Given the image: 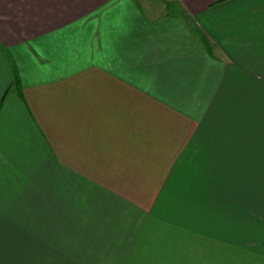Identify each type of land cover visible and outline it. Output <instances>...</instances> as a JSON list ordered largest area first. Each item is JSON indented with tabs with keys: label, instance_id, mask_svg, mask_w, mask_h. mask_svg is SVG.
<instances>
[{
	"label": "crops",
	"instance_id": "1",
	"mask_svg": "<svg viewBox=\"0 0 264 264\" xmlns=\"http://www.w3.org/2000/svg\"><path fill=\"white\" fill-rule=\"evenodd\" d=\"M238 137L264 139V0H0V264H92L96 249L101 264L145 249L150 264H264V172L221 165ZM221 199L237 231L189 248ZM128 217L144 218L143 245L86 240V256L59 226L108 238Z\"/></svg>",
	"mask_w": 264,
	"mask_h": 264
},
{
	"label": "rangeland",
	"instance_id": "2",
	"mask_svg": "<svg viewBox=\"0 0 264 264\" xmlns=\"http://www.w3.org/2000/svg\"><path fill=\"white\" fill-rule=\"evenodd\" d=\"M172 11H179L178 8H176L175 6H170V9ZM241 123V122H240ZM246 124V123H245ZM229 126V123L227 124ZM242 131V130H240ZM242 133V132H240ZM231 147L230 152H228L227 154H223L222 156L224 157V159L222 160L221 165H238V177L241 180H246L250 177V171L252 170V168H254L255 170V175L254 177L259 178L260 174L264 172V139H261L260 137H254V138H247V137H238L237 139H235V141L233 140V143L231 141V139H224V148H228ZM235 161V164H234ZM191 171L187 177V174L185 175V181L186 183H188L185 186V183L183 185V191L185 190V197L189 196V195H193L192 197H194V195L198 194V190H197V186L200 184H197L198 178L201 181V177L199 174V167H191ZM227 178L231 181V179L234 180L233 177V172H232V167H229L226 169V174L224 176V181H227ZM236 182V180H234ZM261 180L260 179H255L254 183H260ZM1 183V182H0ZM226 183H229V181H227ZM51 184L53 185V182L50 183H46L43 185L44 190H46V188L48 187V185ZM211 183H206L202 185V188H205V193H213L210 191V185ZM14 187L16 188H21V185L18 182L14 183ZM51 185H49V187H51ZM242 185V184H241ZM214 188V192H215V187ZM224 188L225 186H223V191H222V187H218V191L215 192V194H221L222 193V197L224 194ZM197 190V191H196ZM244 191H245V186H244ZM53 189H52V196L53 198ZM17 194H21V191H18ZM184 197V200L186 201L187 198ZM189 198V197H188ZM215 198V197H214ZM222 200V199H221ZM219 200L216 203H208L207 204V212L205 214V216L203 215L202 218L199 220V222L195 225L192 220L193 218H195V209H192V205L188 204V208L186 210V212H183L180 215V218L182 219L183 222L188 223L187 225H195L192 227V234H193V238L189 239V248L191 247L192 243H193V239L194 237L197 238L198 241H201L203 243H208V242H222L225 240H229L230 235L237 231L238 229V223H237V219L230 217V201H225V200ZM160 202V201H159ZM158 203V202H156ZM154 203V205L156 204ZM180 202H177L176 205H178ZM153 204V203H152ZM80 205L83 206V210H87L89 211V213L93 214V215H98L102 212L108 211L109 209L112 210L111 207H108L105 204H100V203H93L92 201L90 202H83ZM161 206V204H160ZM159 203H158V208L156 210H154L153 208L150 209L148 212L151 213L153 216H157L156 212L159 209ZM154 207V206H153ZM178 209V208H177ZM53 208H48L47 211H52ZM111 217V218H110ZM110 221L113 220V218L115 217L114 215H111ZM96 221H100V220H87V222H96ZM125 224L120 225V226H115V231L113 232V236L112 237H106V238H95L94 239V235L92 233H88L86 231H81V230H85L86 224L85 223H74V222H68V221H64L62 224H59V226H61L62 228H66L69 227V232H67V234H65L64 236V242H66L68 245L71 242H76L78 243V246H82L84 247L83 249H79L80 253L83 250V253L86 256V246L87 244L85 243L86 240H88L90 242L89 245H93L98 243L99 241L104 240V243L102 244V246H107L111 243H114L116 246H119L121 244L130 246V245H136V246H140L143 245L144 243H137L139 242L138 240H140L141 238H137L134 234L139 233H143L144 228H143V221L144 218H141L140 220H137L138 222H135L132 217H128L126 219ZM246 224L248 225V223L246 222ZM169 226H174V222L171 221L170 224H168ZM167 225V226H168ZM75 226L77 228L80 229V232L76 233L75 232ZM244 228V227H243ZM125 230L126 232L122 231ZM101 233H105V232H101ZM119 233H123V234H119ZM48 238H50V234H48ZM170 238V236H169ZM168 238V239H169ZM165 239H162L160 241H157V245H152L154 242H152V244H149V246L152 247H157L156 249H161L162 248V244L160 242H165ZM171 248H173L172 244H171ZM148 249H145V251L143 253V261L142 264H150L152 261H149L148 258L150 257L149 252H147ZM195 254V253H194ZM194 254L192 255V257L194 256ZM109 256H107L105 259L102 258V254L99 250L96 249L95 251V256H94V260L92 264H101L104 261H108ZM84 260H79V262H82ZM89 262H92V260H88Z\"/></svg>",
	"mask_w": 264,
	"mask_h": 264
}]
</instances>
